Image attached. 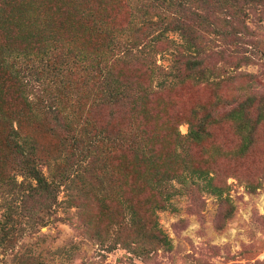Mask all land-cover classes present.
I'll use <instances>...</instances> for the list:
<instances>
[{"label":"trees","instance_id":"16d2710c","mask_svg":"<svg viewBox=\"0 0 264 264\" xmlns=\"http://www.w3.org/2000/svg\"><path fill=\"white\" fill-rule=\"evenodd\" d=\"M187 1L8 2L9 11L13 13H5L6 17L14 21L23 40L32 39L39 43V48L35 53L10 46L2 48L0 70L5 80L15 87L22 104L33 105L34 117L46 114L52 119L53 123L43 130L50 133L56 149L55 156L47 164V175H44L35 163L38 158L33 138L22 136L11 125H6L5 130L1 124L8 123L0 119L2 146L18 159L15 169L22 177L19 182L12 175L5 178L9 191L15 192L14 189L25 185V194L39 192L46 197L50 209L56 204L59 186L63 185L69 196L67 194L62 203L68 200L69 204L76 205L79 197L75 192L79 191L106 206L109 197L104 181L92 184L88 175L96 176L92 172L95 169L99 170V177L107 173L105 158L115 153L114 166L119 164L121 157L128 158L125 162L128 172L123 173L122 168L117 167L112 174L115 180L112 198L119 204H122L121 196L125 199L121 186L126 188V183L129 195L155 194L167 202L174 190L169 180L185 171L196 173L197 178L205 180L210 191L218 193L217 187L210 183V176L190 164L186 151L187 145L205 141L210 123L209 108L204 103L192 108L187 131L181 135L177 130L178 118L168 109L171 101L156 94L187 81L208 83L206 85L217 89L222 80L215 77L213 69L204 62L208 40L203 24L206 20L226 21L228 27L235 16H247L245 7L252 10L257 5L264 6V0H191L194 2L192 10L185 8ZM121 10L127 12V16L118 20ZM220 12L228 18L220 17ZM221 29L222 37L228 38L226 43L238 48L234 42L236 32L226 27ZM168 32L176 34L177 42L167 36ZM166 51L172 55L167 68L157 64L155 58L156 54ZM249 53L243 58L247 60L251 56ZM227 74L226 78L231 80L232 72ZM240 74L252 77V73L243 71ZM32 85L36 86V92ZM38 93L44 96L41 102L47 112L43 107L34 106L38 104ZM102 107L108 108L111 114L120 110L121 115L117 114L120 122L96 125L88 112ZM224 117L234 128L237 154L243 155L253 143L256 128L264 123V94H259L257 99L245 96L229 107ZM208 151L214 152L211 148ZM68 160L78 172L57 180L64 176L60 173L56 176L53 171ZM127 174L128 178L124 179ZM179 180L183 189L194 184L191 179L184 180L183 175ZM126 208L124 218L133 231L137 249L145 242L169 248V240L154 222L149 225L141 222L130 202Z\"/></svg>","mask_w":264,"mask_h":264},{"label":"rangeland","instance_id":"374dc122","mask_svg":"<svg viewBox=\"0 0 264 264\" xmlns=\"http://www.w3.org/2000/svg\"><path fill=\"white\" fill-rule=\"evenodd\" d=\"M9 1L19 0H0V50L10 46L35 53L39 43L23 40L14 21L6 17L5 13H13L9 11ZM193 7L194 2L188 0L185 8L192 10ZM255 8L245 7L247 16H235L228 27L226 21L206 20L203 24L208 40L204 62L213 69V75L222 80L217 89L206 85L208 83L187 81L156 94L171 101L168 109L178 118L177 130L181 135L187 131L192 108L198 103L209 108L210 123L205 141L187 145L186 151L190 164L210 176L217 194L210 191L203 178L185 171L181 174L183 179H191L194 184L183 189L181 175L174 176L169 180L174 190L167 202L155 194L129 195L126 183L127 189L121 186L125 199L121 196L122 204H119L112 198V182L115 181L112 174L117 167L122 168L123 173L128 172L125 164L128 158L121 157L114 166L115 153L105 158L107 173L99 177V170L95 169L92 172L96 176L88 175L92 184L104 181L109 197L106 206L79 191H74L79 197L76 205L69 204L68 200L62 203L69 196L63 185L59 186L56 204L50 209L46 197L39 192L25 194V185L14 189L15 192L9 191L5 178L12 175L19 182L22 177L15 169L18 159L2 146V127L6 130V125H11L22 136L33 138L38 158L35 163L44 175L56 149L50 133L43 130L53 123L52 119L46 114L34 117L33 105L22 104L15 87L5 80L0 70V119L8 123L0 125V264H264V123L256 128L250 148L238 155L234 128L224 117L226 110L245 96L257 99L259 94H264V6ZM124 15L126 17L127 12L121 10L117 19L121 20ZM218 15L228 18L224 12ZM211 19L212 16L208 20ZM222 27L236 32L234 42L238 48L226 43L228 38L220 34ZM167 36L175 42L178 40L174 33L168 32ZM248 52L251 56L246 60L243 57ZM171 56L167 51L158 53L156 63L167 68ZM243 71L252 73V77L240 74ZM226 72H232L231 80L226 78L229 75ZM32 86L36 92V86ZM37 96L38 104L34 106L43 107L47 112L41 102L43 94ZM117 111L119 113L111 114L106 107L92 108L88 115L96 125L107 126L120 122L117 114L121 112ZM210 148L214 152L208 151ZM97 158L99 160L100 156ZM70 164L68 160L57 166L53 173L64 176L57 180L78 172ZM128 202L141 222L146 225L154 222L165 234L169 248L149 242L136 248L133 231L124 218Z\"/></svg>","mask_w":264,"mask_h":264}]
</instances>
